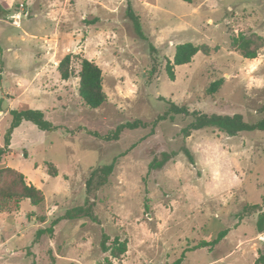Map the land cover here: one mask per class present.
<instances>
[{
  "label": "rangeland",
  "instance_id": "374dc122",
  "mask_svg": "<svg viewBox=\"0 0 264 264\" xmlns=\"http://www.w3.org/2000/svg\"><path fill=\"white\" fill-rule=\"evenodd\" d=\"M0 148L10 112L40 110L58 129L41 131L23 121L0 158V187L15 191L11 168L44 195L33 206L18 196H0V264H98L102 235L127 241L114 264H254L264 240L257 215L239 220L247 205L264 197V132L229 137L217 129L194 131L191 119L168 117L153 129H126L104 141L117 126L135 120L152 124L166 101L205 114L264 118V0H0ZM138 17L145 39L129 18ZM261 37L257 57L232 48V36ZM206 45L189 64L165 71L176 47ZM73 55L75 77L60 79L57 67ZM103 76L106 103L97 109L79 97L80 59ZM222 80L221 88L208 93ZM181 148L192 154L189 161ZM178 153L159 170L149 164L162 153ZM116 160L105 186L86 192L90 173ZM53 165L57 175L48 173ZM88 202L99 224L62 219ZM53 227L52 234L40 231ZM215 246L187 251L201 242Z\"/></svg>",
  "mask_w": 264,
  "mask_h": 264
},
{
  "label": "trees",
  "instance_id": "16d2710c",
  "mask_svg": "<svg viewBox=\"0 0 264 264\" xmlns=\"http://www.w3.org/2000/svg\"><path fill=\"white\" fill-rule=\"evenodd\" d=\"M186 3H191L192 0H182ZM129 18L133 22V29L136 35L145 39L142 32L141 23L138 17L132 15V9L129 7ZM6 14V11L0 5V18ZM261 37L256 34H250L246 36L243 33H239L237 36H232L230 44L232 48L237 50L240 55L245 59H255L257 57L258 50L260 49ZM208 55L210 50L206 45L195 46L191 43H185L176 47V51L172 61H167L165 65V71L169 79L174 81V68L176 66H182L189 64L193 57L198 53ZM73 55H66L58 64L57 70L62 81H68L69 79L75 77V71L72 67ZM80 70L76 77L79 78L78 93L79 97L87 106L91 109H97L103 106L107 101V96L103 90V76L102 70L92 61L85 58L80 59ZM223 81L219 80L212 83L209 86L208 93H216L222 86ZM161 100L166 101L168 104V110L163 115L158 116L155 121L150 125L143 121L135 120L133 122H128L117 126L111 133L105 136H100L97 133H91L94 137L100 138L104 141H118L121 133L126 129H136V128H147L149 126L152 129L161 121L168 119V117L173 116H183L190 118V123L181 130L183 139L188 138L192 132L199 131L203 129H217L229 137L236 136L243 132H264V118L255 122H246L243 117L239 114L234 115H220V114H205L197 110L190 111L185 106H178L171 101L165 100L161 97ZM264 111V106L262 108ZM11 124L7 133L4 137V147L0 148V158L7 153V149L10 144V136L14 129L20 126L23 121L31 122L41 131H53L58 129L55 126L50 125L44 119V113L40 110H31L29 108H22L20 110H14L10 112ZM183 152L187 155L189 161L193 163L192 154L187 148H181ZM178 153H162L160 158H155L148 167V173L153 170H159L164 167L166 163L172 160ZM116 160H113L111 164L103 165L93 170L87 181H86V192L103 187L107 184L109 176L113 173ZM4 174L9 177L15 178V191H11L8 187H0V196L6 199L16 198L18 196L21 200H29L33 206H39L44 202L43 193L36 189L33 185H28L25 182L23 174L17 172L11 168H5L1 170ZM48 173L52 176L57 175V170L53 165L49 166ZM85 206L73 209L69 211L62 219L68 220H80L88 218L91 222L99 224V219L92 212L91 205L86 202ZM252 215H257L256 218V229L258 234L264 233V197L258 205H247L243 208L242 213L239 215V220L250 217ZM56 220L52 223L51 227L40 231L41 233L52 234L53 227L58 223ZM227 230L222 231L218 234L217 238L211 243H199L193 247H189L187 251H195L202 248H209L217 245L227 234ZM127 241L121 240L116 237L112 241L108 235L103 234L100 242V250L103 254H108L104 260L98 264H114V261H120L127 253ZM185 257V253L175 262L171 264H182ZM254 264H264V249L259 251Z\"/></svg>",
  "mask_w": 264,
  "mask_h": 264
},
{
  "label": "water",
  "instance_id": "95a60500",
  "mask_svg": "<svg viewBox=\"0 0 264 264\" xmlns=\"http://www.w3.org/2000/svg\"><path fill=\"white\" fill-rule=\"evenodd\" d=\"M260 238H261V240H264V234Z\"/></svg>",
  "mask_w": 264,
  "mask_h": 264
}]
</instances>
